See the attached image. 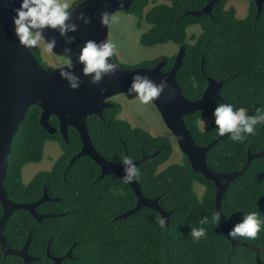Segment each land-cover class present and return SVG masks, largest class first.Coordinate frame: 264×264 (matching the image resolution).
Instances as JSON below:
<instances>
[{
  "label": "trees",
  "instance_id": "obj_1",
  "mask_svg": "<svg viewBox=\"0 0 264 264\" xmlns=\"http://www.w3.org/2000/svg\"><path fill=\"white\" fill-rule=\"evenodd\" d=\"M210 1L132 0L126 13L137 18L143 47L173 43L184 48L177 81L187 99H200L210 78L224 82V101L255 114L256 108L264 105V8L258 15L255 4L250 2L248 14L240 19L236 8L229 6L232 0H219L211 14L186 15L202 10ZM192 26H199L200 32L190 34ZM31 51L45 69H54L44 61L41 45ZM115 59L121 67L130 69L151 68L166 61L163 71L169 72L176 56L132 65ZM114 104L103 111L102 117L88 118L93 144L108 161L117 164L127 155L134 162L155 156L138 166V180L143 195L158 199L170 214L169 226L162 228L161 214L150 208L140 209L127 220H114L136 207L137 198L130 186L112 175L98 180L100 167L88 156L70 166L83 148L78 131L69 127L67 141L59 131L49 133L40 123L41 109L31 107L14 136L4 188L9 199L19 204L39 201L45 189L54 200L37 207L38 214L48 216L42 222L25 210L13 213L4 230L8 247L23 249L31 235L29 254L37 261L29 264H55L47 256L48 251L56 258L71 252L72 256L61 264H264V230L255 239L228 238L221 221L215 218L218 212L214 183L194 172L184 154L178 163L166 166L177 147L173 135L168 130L166 135H153L133 125L120 118L122 107ZM215 106L216 103L186 116L185 123L199 146H208L221 137L207 155L211 169L218 173L241 171L248 164L249 153H264V125L257 126L255 135L243 142L232 141L230 134H219L212 115ZM205 119L211 122L202 126ZM50 124L58 128V119L52 117ZM49 142L59 146L61 155L51 170L39 171L26 183L24 169L45 160ZM222 211L230 222L228 231L248 212H258L264 219V156L254 159L243 175L231 182L223 197ZM3 214L0 202V219ZM205 216L208 222L201 225ZM201 226L207 234L197 240L191 229ZM0 264L25 262L17 256L5 257L0 243Z\"/></svg>",
  "mask_w": 264,
  "mask_h": 264
},
{
  "label": "water",
  "instance_id": "obj_2",
  "mask_svg": "<svg viewBox=\"0 0 264 264\" xmlns=\"http://www.w3.org/2000/svg\"><path fill=\"white\" fill-rule=\"evenodd\" d=\"M218 1L211 0L202 10L187 12L186 15L200 16L211 14L214 5ZM248 1L255 4L258 15H260L264 8V0ZM131 4V0H82L76 4L73 7L76 12L74 13V18L81 10H84L92 16V23L83 25L82 22H79V31L70 33V35H75L77 38L76 44L71 45L73 50H79L77 45L88 39H96L97 41L109 39L110 25L107 27L101 26L99 13L107 10L115 15L120 11H128ZM18 6V2H11V0L6 4L0 5V202L4 209V214L0 219V243L4 256L20 257L25 264L37 261V258L29 255L31 235L23 249L18 251L11 249L8 247V241L4 234L5 226L13 213L19 210L29 212L38 222H42L48 216L38 214L36 211L37 207L45 202L54 200L49 197L46 191L42 199L35 203L19 204L9 199L4 188L12 142L29 109L31 107L40 108L42 111L40 118L42 127L51 134L59 131L66 141L68 140L69 127L78 131L83 148L73 158L71 165L79 158L88 156L100 167L102 172L100 178L113 175L123 180V167L120 164L108 161L96 150L87 128V120L92 115L102 117L104 110L114 107L115 105L111 100L116 96L127 93L132 76L137 72L149 75L157 83L165 77L168 79L169 88L160 98L152 102V105L160 114L167 130L173 135L178 149L188 158L193 171L214 183L216 187V208L221 217L222 231L227 236L230 222L225 218L222 211L224 194L231 182L243 175L249 164L254 159L263 157L264 153H249L248 164L241 171L218 173L208 166L207 155L211 148L221 140V137L208 146H199L185 123L186 116L214 105L217 100H223L221 90L224 82H217L208 78V86L202 97L198 100L187 99L177 81V74L183 64L185 55L184 48H181L176 56L174 67L169 72L163 71L166 61H162L151 68L130 69L121 67L114 56L110 59L118 65L117 71L106 76L99 85H93L90 82V77H84L82 75L83 66L77 64L74 70L77 75L81 76L83 82L78 90H72L68 82L61 79L59 75V69L64 67V65L53 70H47L36 60L31 49L22 47L19 44L12 24V16L14 15L12 9ZM45 36L48 39L52 37L57 39V47L51 53L56 57L65 59L63 52L65 44L59 33L53 30H46ZM43 43L46 45L47 41ZM101 89H106V91L102 93ZM52 117L58 119V128L50 124ZM150 157L155 156H144L142 160L135 163L139 166ZM127 184H129L137 198L136 207L117 216L114 220L124 221L140 209L150 208L161 214L165 225L168 227L170 214L159 205L158 199L145 197L138 179ZM236 243L234 242V244ZM256 252L258 253V250ZM47 256L52 258L55 264H61L65 258H70L72 255L70 252L65 257L56 258L51 256L48 251Z\"/></svg>",
  "mask_w": 264,
  "mask_h": 264
},
{
  "label": "clouds",
  "instance_id": "obj_3",
  "mask_svg": "<svg viewBox=\"0 0 264 264\" xmlns=\"http://www.w3.org/2000/svg\"><path fill=\"white\" fill-rule=\"evenodd\" d=\"M10 0H0V5L6 4ZM18 2L19 6L12 9V24L14 34L22 47L27 49L37 48L47 41L45 50L52 52L56 49L58 41L55 37L48 39L45 36L46 30H53L59 33L64 41V67L59 69L61 79L68 82L72 90L81 87L82 79L75 72L77 64L82 65V75L90 77L93 85L101 84L105 77L117 71L112 57L116 54L117 45L110 39L97 41L88 39L77 45L79 52L73 60L74 50L71 45L76 44V36L70 33H77L80 23L89 25L92 23V16L81 10L74 18L72 0H11ZM251 2V1H250ZM112 12L104 10L99 13L101 26H109L114 21ZM169 88L168 79L165 77L157 83L147 74L137 72L132 76L131 83L127 89V95L138 99L140 104L147 105L160 98ZM106 89H101L105 92ZM215 124L220 136H228L232 141L243 142L250 135H255L257 126L264 125V105L256 108L255 114H249L246 107H237L236 103L224 100H217L212 112ZM123 167L125 183H132L140 176V171L134 158L131 155L123 156L120 160ZM220 220V214L215 216ZM208 222L207 216L201 220V225ZM160 226H165V221L160 220ZM264 230V219H261L258 212H248L244 214L241 222L235 224L227 233L232 239L241 237L255 239ZM207 234V229L203 226L191 229V235L197 240Z\"/></svg>",
  "mask_w": 264,
  "mask_h": 264
},
{
  "label": "rangeland",
  "instance_id": "obj_4",
  "mask_svg": "<svg viewBox=\"0 0 264 264\" xmlns=\"http://www.w3.org/2000/svg\"><path fill=\"white\" fill-rule=\"evenodd\" d=\"M78 1L72 0V5L74 6ZM229 6L236 8L237 17L240 19L245 18L251 8L250 1L248 0H232ZM114 16L115 19L110 25L109 39L117 45L115 57L121 64L132 65L144 60L178 55L180 49L173 43L150 48L143 47L139 42L142 31L137 28V18L124 11L117 12ZM199 32V26L189 28L190 34ZM41 47L43 49L44 61L50 67L57 68L63 65L64 58L56 57L51 52L46 51L44 43L41 44ZM113 100L122 107L120 118L128 120L135 126L146 129L153 135L167 134V128L152 103L142 105L138 99L130 97L127 94L116 96ZM210 122L211 119H205L201 122V125L207 126ZM45 153L46 159L41 164H31L24 169V181L26 183L30 182L43 168H49L53 160L60 156L61 150L57 144L49 142L46 145ZM181 158H183V154L176 147L166 166L178 163Z\"/></svg>",
  "mask_w": 264,
  "mask_h": 264
},
{
  "label": "flooded vegetation",
  "instance_id": "obj_5",
  "mask_svg": "<svg viewBox=\"0 0 264 264\" xmlns=\"http://www.w3.org/2000/svg\"><path fill=\"white\" fill-rule=\"evenodd\" d=\"M132 1V0H131ZM132 5V4H131ZM124 12H127V11H124ZM117 62V61H116ZM111 102L114 104L115 102H114V100L112 99L111 100ZM115 105V104H114ZM59 122V121H58ZM58 127H59V125H58ZM61 155V154H60ZM45 159H46V157H45ZM53 160V159H52ZM52 160H51V162H52ZM56 160V159H55ZM53 162H54V160H53ZM53 162H52V165H53ZM52 165L49 167V168H47V169H45V168H43V170H41V171H48V170H51V168H52ZM70 166H72V165H70ZM100 171H101V169H100ZM101 174H102V172H100V176H101ZM100 176L97 178L98 180L99 179H103V178H100ZM113 176V175H112ZM129 185V184H128ZM141 185V184H140ZM131 188V187H130ZM142 188V187H141ZM47 190L45 189V191H44V194H45V192H46ZM143 192V191H142ZM48 193V192H47ZM48 195H49V193H48ZM44 196V195H43ZM49 197H50V195H49ZM50 198H52V197H50ZM30 255V254H29Z\"/></svg>",
  "mask_w": 264,
  "mask_h": 264
}]
</instances>
